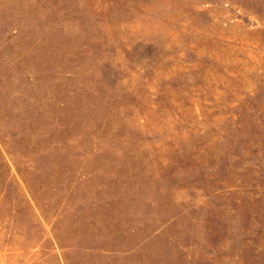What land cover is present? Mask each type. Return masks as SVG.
<instances>
[{
	"label": "rangeland",
	"instance_id": "1",
	"mask_svg": "<svg viewBox=\"0 0 264 264\" xmlns=\"http://www.w3.org/2000/svg\"><path fill=\"white\" fill-rule=\"evenodd\" d=\"M0 264H264V0H0Z\"/></svg>",
	"mask_w": 264,
	"mask_h": 264
}]
</instances>
